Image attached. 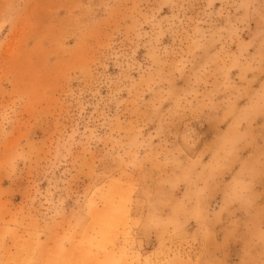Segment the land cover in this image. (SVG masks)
I'll return each instance as SVG.
<instances>
[{
	"label": "rangeland",
	"instance_id": "1",
	"mask_svg": "<svg viewBox=\"0 0 264 264\" xmlns=\"http://www.w3.org/2000/svg\"><path fill=\"white\" fill-rule=\"evenodd\" d=\"M264 264V0H0V264Z\"/></svg>",
	"mask_w": 264,
	"mask_h": 264
},
{
	"label": "crops",
	"instance_id": "2",
	"mask_svg": "<svg viewBox=\"0 0 264 264\" xmlns=\"http://www.w3.org/2000/svg\"><path fill=\"white\" fill-rule=\"evenodd\" d=\"M71 262V264H72V261H70Z\"/></svg>",
	"mask_w": 264,
	"mask_h": 264
}]
</instances>
